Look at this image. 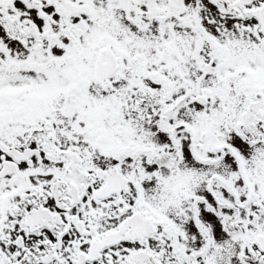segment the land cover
<instances>
[{"label": "snow or ice", "instance_id": "1", "mask_svg": "<svg viewBox=\"0 0 264 264\" xmlns=\"http://www.w3.org/2000/svg\"><path fill=\"white\" fill-rule=\"evenodd\" d=\"M0 264H264V0H0Z\"/></svg>", "mask_w": 264, "mask_h": 264}]
</instances>
